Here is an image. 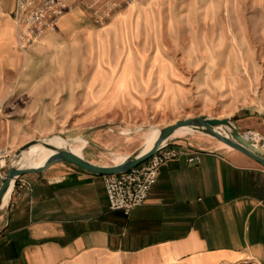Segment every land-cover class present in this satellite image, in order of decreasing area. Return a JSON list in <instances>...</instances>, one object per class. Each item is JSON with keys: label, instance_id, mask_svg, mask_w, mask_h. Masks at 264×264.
<instances>
[{"label": "rangeland", "instance_id": "374dc122", "mask_svg": "<svg viewBox=\"0 0 264 264\" xmlns=\"http://www.w3.org/2000/svg\"><path fill=\"white\" fill-rule=\"evenodd\" d=\"M70 2L74 29L52 47L15 39L20 61L0 63V174L22 146L53 136L111 166L196 116L231 119L264 148V0ZM175 139L231 150L201 133Z\"/></svg>", "mask_w": 264, "mask_h": 264}, {"label": "crops", "instance_id": "0c3cea01", "mask_svg": "<svg viewBox=\"0 0 264 264\" xmlns=\"http://www.w3.org/2000/svg\"><path fill=\"white\" fill-rule=\"evenodd\" d=\"M15 4L0 0V63L22 56ZM73 14L36 46L52 47L59 31L74 29ZM177 145L203 151L201 162H166L129 215L109 210L102 175L70 164L18 178L0 208V264H264V168L233 149Z\"/></svg>", "mask_w": 264, "mask_h": 264}, {"label": "built area", "instance_id": "2783aa9c", "mask_svg": "<svg viewBox=\"0 0 264 264\" xmlns=\"http://www.w3.org/2000/svg\"><path fill=\"white\" fill-rule=\"evenodd\" d=\"M71 0H16L12 19L15 39L19 48L28 49L56 28L59 21L73 10ZM204 152L170 144L133 169L116 175H105L104 186L110 211L129 215L141 206L156 183L159 171L166 162L184 159L189 164H199ZM6 173L0 174L3 182ZM22 186H25L22 183Z\"/></svg>", "mask_w": 264, "mask_h": 264}, {"label": "water", "instance_id": "95a60500", "mask_svg": "<svg viewBox=\"0 0 264 264\" xmlns=\"http://www.w3.org/2000/svg\"><path fill=\"white\" fill-rule=\"evenodd\" d=\"M180 129H189L190 132L188 134L201 133L214 138L229 148L244 154L264 168L263 145L251 140L247 134L241 133L237 129L235 123L228 118L217 119L206 116H196L178 120L175 123L158 130L156 138L146 151H143L144 146L141 150L124 157L121 162L111 166L96 165L85 159L83 156L74 154L67 146L64 148L53 147L46 142L50 138H53V136L45 140L30 142L22 146L11 156L9 166L6 171V178L0 186V208L6 195H8L10 190L15 185L16 180L23 175L42 172L55 163H67L83 172L93 175L105 176L122 174L146 161L159 149L179 140L173 137ZM35 145H41L45 149L53 151V154L49 156L41 166L19 168L12 163L13 158L18 157L22 152Z\"/></svg>", "mask_w": 264, "mask_h": 264}, {"label": "bare ground", "instance_id": "6f19581e", "mask_svg": "<svg viewBox=\"0 0 264 264\" xmlns=\"http://www.w3.org/2000/svg\"><path fill=\"white\" fill-rule=\"evenodd\" d=\"M189 132H190L189 129H180L175 133L173 138H181L182 136L188 134ZM157 134L158 133L152 135L151 139L148 141V143L143 148V151H146L151 146ZM250 136L256 140L255 135L250 134ZM64 140L62 139L53 140L51 141L50 145H52L55 148H64L66 146V141ZM71 151L74 154L81 156L76 150H71ZM52 154H53V151L45 149L41 145H35V146L30 147L26 151L22 152L18 157H15L12 160L13 161L12 163L18 166L19 168L38 167V166H41L45 162V160Z\"/></svg>", "mask_w": 264, "mask_h": 264}]
</instances>
